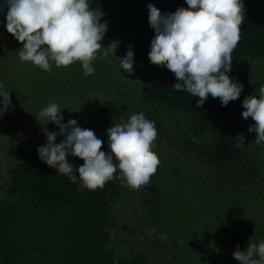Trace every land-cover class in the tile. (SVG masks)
<instances>
[{
	"label": "trees",
	"instance_id": "1",
	"mask_svg": "<svg viewBox=\"0 0 264 264\" xmlns=\"http://www.w3.org/2000/svg\"><path fill=\"white\" fill-rule=\"evenodd\" d=\"M242 2L245 19L241 25L240 40L232 52V70L228 73L233 82L239 83L248 72L245 62L241 64V59L264 60V0ZM149 3L162 14L188 7L186 0H88L90 10L100 9L105 14L102 21H107L122 36L128 35V45L122 58L131 46L134 70L125 74L135 81L134 91L140 94L145 118L154 122L157 131L162 128L168 140L179 143L181 152L178 156L182 157V152L188 150L190 153L187 157H195L196 167L203 165V176L198 174V168L195 170L199 189L203 193L202 205L198 200L190 201L188 195L185 197V200L197 204L198 213L200 207L204 206L199 222L202 225L205 222L216 224L217 229L221 227V231L233 237L240 236L239 217H228L224 201H232L233 194L243 196V189L247 187L264 188V143L257 144L256 133L248 131L254 123L250 122L252 118L245 120L242 117L246 110L242 107L246 92L242 91L240 97L230 101L227 106H223L219 98L209 95L202 107L197 108L198 97L174 90L172 85L177 82L175 75L166 67L152 65L149 61L151 41L155 36L149 25ZM7 11L5 7L0 12V21L2 16H7ZM9 39L3 25L0 26V67L3 72L9 55L8 48L13 42ZM3 80H6L4 85ZM9 82V74H0V85L3 86L0 90L7 86L8 91ZM252 87L251 91L255 90L251 95L258 98L259 87ZM45 96L48 97L49 93ZM25 110L31 113L37 109ZM98 110L104 116L119 118L125 113L126 107L119 101L103 100ZM3 117L0 114L1 121L5 119ZM238 136L244 137L240 138L244 139V146L239 148L236 147L235 139ZM97 137L103 141L101 150L107 154L106 133ZM38 147L35 141L24 139L15 147L12 146L14 154L8 156L9 163L0 179V264H146L142 250L122 253L115 242L117 235L111 234L119 227L115 207L127 202L125 195L128 198L135 196L133 193L136 192L128 189L129 186L122 179L116 178L120 175L119 169L102 189H81L78 172L73 173L77 176L75 183L66 175L58 174L56 169L40 160ZM67 160L76 169L84 163L71 155ZM114 163L118 164L115 160ZM193 175L194 172L187 175L189 181ZM257 178L258 182L255 181ZM235 187L242 189L236 191L233 189ZM139 188L142 189L141 186ZM143 188L147 189L143 191L147 195L134 199L144 205L141 214L150 211L148 202H151L152 197L155 199L154 193L148 194L151 192L149 186ZM188 200L186 206L191 208ZM127 203H131V200ZM141 214H136L139 223L154 228L155 235H163V230L157 228L156 222L140 219ZM189 219L185 222L188 227L182 232V238L176 234L167 235L171 264H199V257L194 263L186 251L199 248L191 237V234L195 236L194 229L198 228L199 222L196 224L194 219ZM231 220L236 221L233 228ZM254 222L257 224L250 223L251 235L252 232L254 234L253 229L260 228L259 221ZM259 235L258 231L255 238L241 236L235 243L231 240L242 249L250 242L256 244ZM176 238L181 239V242L175 241ZM158 240L154 241V247L163 249Z\"/></svg>",
	"mask_w": 264,
	"mask_h": 264
},
{
	"label": "clouds",
	"instance_id": "2",
	"mask_svg": "<svg viewBox=\"0 0 264 264\" xmlns=\"http://www.w3.org/2000/svg\"><path fill=\"white\" fill-rule=\"evenodd\" d=\"M186 4L187 8L166 14L148 4L149 25L155 33L149 61L175 75L174 90L198 97L197 108L202 107L209 95L227 106L243 91V84L233 82L228 73L232 70V52L240 40L245 19L244 3L242 0H186ZM5 7L8 9L6 30L23 45L18 51L20 60L32 62L44 71L51 69V62L58 68L80 62L84 74L91 76L94 73L91 65L97 54L102 52L99 57L102 60L115 56L120 44L113 41L106 48L102 45L107 22L100 21L105 14L100 9L90 10L88 0H3L0 12ZM116 58L124 72H133L131 46L123 58ZM0 98V114L4 115L12 107L9 91L0 90ZM242 107L246 109L243 119L251 117L255 122L248 131L256 133L257 144L264 143V86L259 88L258 98L246 96ZM60 113L57 103L48 104L39 113L59 129L45 132L47 144L37 149L40 160L48 167L66 175L73 183L77 181L73 173L78 172L81 189L90 191L102 189L114 178L117 168L120 175L116 178L131 188L150 182L160 163L152 151L157 130L142 112L107 129V154L101 150L103 141L93 130L81 128L74 119L62 123L64 117ZM58 136L64 139L56 143ZM241 137L235 138L238 148L244 146ZM69 155L83 160V165L74 168L67 160ZM161 239L166 240L167 236ZM232 255L239 264H264V242L259 245L250 242L247 251H241L237 245Z\"/></svg>",
	"mask_w": 264,
	"mask_h": 264
},
{
	"label": "rangeland",
	"instance_id": "3",
	"mask_svg": "<svg viewBox=\"0 0 264 264\" xmlns=\"http://www.w3.org/2000/svg\"><path fill=\"white\" fill-rule=\"evenodd\" d=\"M100 22L104 23L105 21L101 20ZM2 25L7 32L5 16H2L0 21V26ZM8 36L10 42H13L8 48L9 55L4 66V72L0 67V74H9L8 91L12 107L8 113L6 111L4 114L3 118L5 119L0 120V128L3 127V131L0 130V179L3 178L5 166L9 163L8 156L14 154L12 146L15 147L23 139L35 141L39 146H44L47 144L45 132L59 131L56 125L47 123L46 119L39 116L41 109L50 103L60 105V114L64 117L62 123L67 124L69 119H74L78 122V126L93 130L97 136L106 133L107 129L114 123L126 122L131 115L144 113L145 109L139 100L140 94H136L134 91L136 88L135 81L126 76L116 58H122L126 52L128 35L122 36L108 22L107 31L101 43L106 48L110 42L119 41L120 44L115 53L116 57L110 55L102 60L99 58L102 52L98 53L97 59L91 65L94 69L91 76L84 74L80 62L59 68L55 66L54 62H51L49 71L42 70L32 62H22L18 51L23 45L9 33ZM5 41L7 42V40ZM243 62H245L248 72L245 79L241 80L240 83L243 84L245 95L249 96L255 90L251 91L252 84V88L264 86V60L249 61L243 58L241 64ZM5 81L3 80V85ZM6 88L7 86L4 87V90ZM48 93L49 96L46 97L45 95ZM103 100L121 102L126 107L125 113L119 118L104 116L98 110L101 108ZM27 108L28 110L34 108L37 110L29 113L25 110ZM250 122L252 123L253 120L251 119ZM63 139L64 137L58 136L56 143ZM173 142L163 135L162 128L157 131V137L152 147V151L157 154L160 161L156 173L151 176L148 184L141 186L142 189L128 187V189L131 188V190L136 191L133 193L135 196H128V198L126 195L124 196L125 201L131 200V203L123 202L115 207L119 227L114 233L111 231V234L117 235L116 244H119L122 253L142 250L145 254L146 264H171L170 244L168 239L162 240L161 237L176 234L180 238L182 232L188 227L185 222H188L190 218L189 220L194 219V223L197 224L203 215L201 208L204 206L200 207L198 213L197 204L190 201L198 200L202 205L203 193L202 189H199V178L195 170L198 168V174L203 176L205 174L204 167L203 165L196 167L195 157L194 159L187 157L190 153L188 150L182 152V157L178 156L181 152V146L176 140ZM167 172L169 175H166ZM193 172L194 175L189 181L187 175ZM255 181L258 182L259 178ZM144 186H149L151 192L148 194L154 193L155 199L152 197L151 202H148L149 213L141 214L144 205L134 201V199L138 196L142 198V196L147 195L145 194L147 192H143L147 190L143 188ZM139 189L140 191H138ZM233 189L237 191L242 188L235 187ZM186 195L190 201L185 200ZM187 200L188 203L190 202L191 208L186 206ZM224 203L227 205L228 217L233 216L234 218L235 215L239 217L240 236L233 237L228 232L221 231L223 230L221 227L217 229L216 224L208 222L203 223V225L199 222L196 229L192 225L195 236L191 234V237L199 248L194 251L186 250L188 257H191L190 261L195 263L199 257V264H239V261L235 260L232 254L236 251L234 243L241 236L255 238V234H258L259 231L260 235L257 236L256 244L259 245V243L264 242V188L263 190L259 186L244 188L243 196L233 194L232 201L229 199ZM138 213L141 214L140 219L156 222L157 228L163 230V235H155L154 228L150 229L147 228V225L139 223L138 219L136 220ZM189 215L191 217H188ZM255 220L259 221L261 229H253L254 234L252 232L251 235L252 224L250 223L257 224L254 222ZM234 226H236V221L231 220V227ZM247 229L250 231L247 232ZM178 238L175 241L181 242V239ZM157 239H159L158 242L163 246V249L154 247V241ZM231 239L234 240V243ZM247 247L246 245L240 250L247 251Z\"/></svg>",
	"mask_w": 264,
	"mask_h": 264
}]
</instances>
